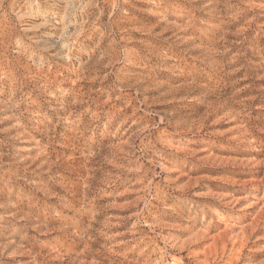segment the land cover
Returning <instances> with one entry per match:
<instances>
[{
    "label": "rangeland",
    "instance_id": "rangeland-1",
    "mask_svg": "<svg viewBox=\"0 0 264 264\" xmlns=\"http://www.w3.org/2000/svg\"><path fill=\"white\" fill-rule=\"evenodd\" d=\"M0 264H264V0H0Z\"/></svg>",
    "mask_w": 264,
    "mask_h": 264
}]
</instances>
